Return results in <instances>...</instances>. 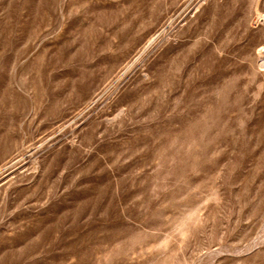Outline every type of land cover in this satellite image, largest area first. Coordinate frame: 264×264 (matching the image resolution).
<instances>
[{"label":"rangeland","instance_id":"374dc122","mask_svg":"<svg viewBox=\"0 0 264 264\" xmlns=\"http://www.w3.org/2000/svg\"><path fill=\"white\" fill-rule=\"evenodd\" d=\"M0 264H264V0H0Z\"/></svg>","mask_w":264,"mask_h":264}]
</instances>
